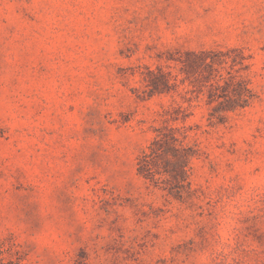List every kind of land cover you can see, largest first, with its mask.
I'll return each mask as SVG.
<instances>
[{
  "label": "rangeland",
  "instance_id": "374dc122",
  "mask_svg": "<svg viewBox=\"0 0 264 264\" xmlns=\"http://www.w3.org/2000/svg\"><path fill=\"white\" fill-rule=\"evenodd\" d=\"M0 264H264V0H0Z\"/></svg>",
  "mask_w": 264,
  "mask_h": 264
}]
</instances>
